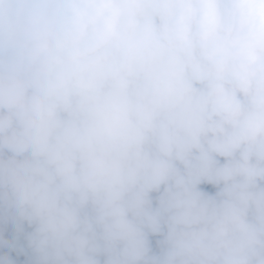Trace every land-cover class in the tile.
I'll use <instances>...</instances> for the list:
<instances>
[{"label": "clouds", "instance_id": "9594fccd", "mask_svg": "<svg viewBox=\"0 0 264 264\" xmlns=\"http://www.w3.org/2000/svg\"><path fill=\"white\" fill-rule=\"evenodd\" d=\"M0 264H264V0H0Z\"/></svg>", "mask_w": 264, "mask_h": 264}]
</instances>
